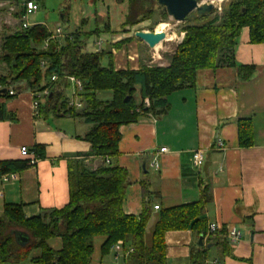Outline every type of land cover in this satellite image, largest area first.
I'll use <instances>...</instances> for the list:
<instances>
[{"label": "crops", "instance_id": "0c3cea01", "mask_svg": "<svg viewBox=\"0 0 264 264\" xmlns=\"http://www.w3.org/2000/svg\"><path fill=\"white\" fill-rule=\"evenodd\" d=\"M26 1L0 0V42L26 21L28 26L44 25L50 34L60 29L55 36L59 41L76 30L98 29L85 48L94 52L100 42V48L112 53L117 70H138L141 65L152 66L155 56L161 58L160 44L149 48L134 36L140 28L121 29L127 12L125 0H31L37 9L29 13L25 11ZM108 25L111 31H107ZM238 35L234 63L255 66L250 79H241L234 67L197 72L193 86L170 93L163 113H147L120 126V154L109 160L112 166L128 170L123 211L138 216L143 202H147L152 209L147 226L155 224L159 209L196 201L205 187L209 192L207 226L215 222L219 229L204 237L201 245L199 236L190 229L166 231L167 264H187L191 250L199 246L207 249V264H264V42H250L247 27ZM149 52L153 53L152 61L146 57ZM172 53L155 65L166 66ZM33 96L31 90L23 88L9 99L0 97L6 113L13 115L0 119V161L26 159L20 154L22 146L35 157L25 169L0 174V216L7 203H20L27 218L43 209L64 206L69 200V165L80 158L91 169L103 163L102 157L88 154L90 144L82 139L90 129L88 123L69 114H36ZM39 100L44 101L41 96ZM239 119L252 122L249 146L238 144ZM219 140L223 147L218 146ZM37 145L42 146L41 157L35 152ZM161 147L166 152H159ZM197 148L203 153L198 168L192 163ZM154 205H158L157 210ZM231 228L241 234L235 242L228 238ZM100 238L93 252L98 248L100 253L104 240ZM47 240L52 249H60L59 237ZM110 251L114 252L112 248ZM94 254L91 264H107L104 255L94 259ZM114 255H121L122 264H126L123 254ZM17 264L33 263L27 259Z\"/></svg>", "mask_w": 264, "mask_h": 264}, {"label": "trees", "instance_id": "16d2710c", "mask_svg": "<svg viewBox=\"0 0 264 264\" xmlns=\"http://www.w3.org/2000/svg\"><path fill=\"white\" fill-rule=\"evenodd\" d=\"M125 1L127 12L121 29L135 26L155 11L162 19L168 16L156 0ZM212 11L206 15L195 13L196 23L183 27L182 39L166 66L141 65L138 70L115 69L112 53L105 48L94 52L86 50L88 38L98 34V29L76 30L59 41L50 38L47 27L37 23L20 27L1 39L0 62L5 74H0V97L9 99L19 93L24 88L20 82L34 94L46 89L47 93L40 95L44 101L39 100L37 113L69 114L88 123L90 129L82 139L90 144L88 154L102 157L103 163L91 169L80 158L69 165V200L62 207L43 209L39 215L27 218L20 203L5 204L0 216V263L17 264L29 259L33 264H91L92 238L103 237L101 255L122 240L125 253L132 248L130 253H124L126 264H167L166 231L190 229L204 239L208 224L205 205L211 200L206 187L201 189L196 201L159 209L147 243L144 235L152 209L143 202L138 216L123 211L122 202L129 185L128 170L112 166L109 160L120 154V126L136 122L147 113H163L170 93L193 86L197 72L227 66L236 68L241 79L251 78L255 66L234 63L233 48L243 27L248 28L250 42H264V0H231L222 6L220 17L209 18ZM106 29L111 31L109 25ZM45 40L47 45L43 47ZM53 74L57 79L52 82ZM67 76L82 83L77 93L83 105L80 111L73 107L66 109L68 97L64 91L72 86ZM50 86L52 88L48 89ZM10 88L15 92L11 96ZM98 91L111 92L110 99L98 98ZM6 118L11 119L13 115L6 113L0 103V119ZM237 125L239 146L251 145V120L239 119ZM35 152L41 157L42 146L37 145ZM29 165L28 159L1 160L0 174ZM15 230L26 234L27 242L17 239ZM50 237L60 238L59 250L49 246ZM35 251L38 253L33 254ZM206 258L207 249L199 246L191 250L187 264H207Z\"/></svg>", "mask_w": 264, "mask_h": 264}, {"label": "rangeland", "instance_id": "374dc122", "mask_svg": "<svg viewBox=\"0 0 264 264\" xmlns=\"http://www.w3.org/2000/svg\"><path fill=\"white\" fill-rule=\"evenodd\" d=\"M200 2H212V4L215 6V8L213 9V11L211 13H209V18H212L214 17L215 15L219 16L221 15L222 13V6L225 5L226 3H228L229 1L231 0H221V1H217V0H199ZM215 10V11H214ZM196 12H193L192 14L189 15V18L184 20V21H175L173 20L171 17L167 16L165 17L164 19H162L160 17V14L158 13V11H155L151 16L150 18L146 19V20H143V21H140L138 23H136L135 26H132L134 28H140L141 30H146V31H150L151 29L153 30H156L158 29L160 26V24H166L165 27H164V32H166L167 36H172L173 39L171 40H168V39H165L164 41H162L159 45L158 48L159 49V52L161 53V58L159 59L157 56H155V60L153 62H151L150 64L151 65H155L156 63H159L162 61V59L164 58V56L166 54H169V53H172L174 52L173 50L175 49L176 45L181 41L182 39V35L181 33L183 34L182 32V29L184 26L188 25V24H193V23H196V19H194L195 16H197L195 14ZM24 18V17H23ZM28 18V17H27ZM26 18H24L25 20ZM152 52L148 53L146 55L147 59L149 61H152ZM158 59V60H157ZM103 63H106V61H103ZM3 65L2 63L0 62V74H5V71H3ZM223 67H227V66H223ZM223 67H218V68H223ZM216 68V69H218ZM216 69H210V70H216ZM20 85H22V87L25 88V83L24 82H20L19 83ZM72 87V86H71ZM71 87L67 90L64 91V95L65 96H69L71 94ZM52 87H48V89H51ZM111 95V92L109 91H98L96 96L100 99H106V100H109L110 99V96ZM66 109H68V107L66 106ZM78 111H80V108L77 109ZM61 112L63 111V109L60 110ZM152 227L153 226H146V233H145V240L147 243L150 242V232L152 230ZM93 239V245L96 247L97 246V243L99 240H101L100 237H94L92 238ZM98 247V246H97ZM95 253V254H94ZM93 258L95 259L96 256H100V253L98 252V248L94 250L93 252ZM122 254V253H121ZM117 257V256H116ZM115 255H114V252L110 251L108 252L107 254H105L103 256L105 262L107 264H122V258H121V255L116 258Z\"/></svg>", "mask_w": 264, "mask_h": 264}, {"label": "built area", "instance_id": "2783aa9c", "mask_svg": "<svg viewBox=\"0 0 264 264\" xmlns=\"http://www.w3.org/2000/svg\"><path fill=\"white\" fill-rule=\"evenodd\" d=\"M26 5V13H29L31 11H35L37 9V4H35L33 1L28 0L25 3ZM22 27H28V24L26 23V21H22L21 23V28ZM60 34V29H56V31L54 33H52L50 35V38H55L56 35ZM182 35V33H181ZM167 36V34H166ZM167 38V37H166ZM165 38V39H166ZM100 42L96 43V50H98L100 48ZM47 45V41H44V45L43 47H45ZM41 64H44L43 62ZM68 81L72 84L71 87V94L68 96V100H67V107H73L75 109L78 108H82V102L79 100V98L77 97V93L79 90H81L82 87V83H80V81L72 76H67ZM57 79V76L55 74H53V76H51V81L53 82V80ZM47 90H43L42 92H39L38 94H34L33 96V109L35 110V113L37 114V109L39 106V96L41 94H46ZM8 94L11 96L13 94H15L14 90L12 88H10V90L8 91ZM147 102V101H146ZM218 146L219 147H223V143L222 141L219 140L218 142ZM159 152H166V148L165 147H161L158 149ZM20 154L22 156H24L26 159H28V162L33 164L35 162V157L32 156V153L29 151L28 148H26L25 146H22L20 148ZM202 161H203V153L202 150L198 149L195 150L192 154V163L198 168L202 165ZM154 165V163H152ZM4 179H7V176L5 175ZM153 208L155 210L158 209V205H154ZM219 229L218 224L217 223H211L207 226V233H205V237H208L212 234L215 233V231H217ZM241 237V234L239 233L238 230L231 228L228 232V238L235 242L237 241L239 238ZM111 248L114 250V252H117L119 254H123L124 255V250H123V241L122 240H118L117 242H115V244L113 246H111ZM110 248V249H111ZM132 250V248H128V250L126 251V253H130V251ZM125 253V254H126Z\"/></svg>", "mask_w": 264, "mask_h": 264}, {"label": "water", "instance_id": "95a60500", "mask_svg": "<svg viewBox=\"0 0 264 264\" xmlns=\"http://www.w3.org/2000/svg\"><path fill=\"white\" fill-rule=\"evenodd\" d=\"M157 5L161 6L166 14L173 20L179 22L184 21L186 18L196 12L200 15H206L207 12L212 11L215 6L212 2H200L199 0H156ZM136 38H140L144 41L149 48H154L156 45L160 44L166 38V32L164 31H146V30H136L134 33ZM5 92V89H3ZM15 237L22 242H27V235L15 230ZM203 236L200 235L198 244L201 245Z\"/></svg>", "mask_w": 264, "mask_h": 264}, {"label": "bare ground", "instance_id": "6f19581e", "mask_svg": "<svg viewBox=\"0 0 264 264\" xmlns=\"http://www.w3.org/2000/svg\"><path fill=\"white\" fill-rule=\"evenodd\" d=\"M212 1H214V0H212ZM217 1H221V0H217ZM165 25L166 24H160L159 26V28L158 29H156V32H159V31H164V27H165ZM168 39H173V37L172 36H166Z\"/></svg>", "mask_w": 264, "mask_h": 264}]
</instances>
